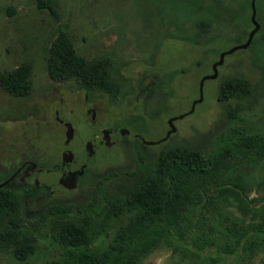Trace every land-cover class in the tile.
<instances>
[{
    "label": "rangeland",
    "instance_id": "1",
    "mask_svg": "<svg viewBox=\"0 0 264 264\" xmlns=\"http://www.w3.org/2000/svg\"><path fill=\"white\" fill-rule=\"evenodd\" d=\"M51 2L57 11L56 18L39 8L37 0H0V72L11 71L27 60L32 65L33 86L26 97L10 95L0 88L1 162L6 164L10 160V164H15L19 159L37 160L43 157L48 166L59 163L67 149L64 143L66 128L56 120L55 112L58 119L73 128L75 137L70 148L76 152L83 148L87 140L95 137L94 134L100 137L102 128L126 124V120L121 119L126 114L127 117L140 114L141 109L146 112L145 119L137 121L151 127L156 125V135L152 139L165 135L169 118L189 111L172 122L176 128L173 139L182 138L176 144H195L208 149L220 141L218 135H230L233 129H240L247 135L264 132V30L257 31L246 48L225 54L222 63L216 66L217 76L205 79L201 91L199 89L200 80L213 72L212 65L218 61L220 53L238 45L252 30V26L246 27L248 21L252 24L247 0L232 1L231 8L235 14L230 13L233 18L224 17L223 20L197 8L192 0ZM255 7L256 20L261 25L264 0H255ZM202 20L212 24L207 33L198 28ZM59 26L67 29L80 56L88 60L108 58L114 73L124 67L127 69L132 61L139 62L129 69L135 75L134 82L121 79L115 98L93 94L91 103L84 105L83 93L70 89L72 80L57 84L46 71L49 44ZM212 38L215 42L209 44ZM153 56L154 67L160 70L143 71L144 65L153 63ZM229 76L246 78L251 84V92L246 98L230 100L227 105L217 100V89L220 81ZM146 86L153 88L150 92L146 91L147 98L140 104L137 97L144 95L142 89ZM236 104L240 105L238 117L231 119L226 109L227 106L236 108ZM88 107L96 109L93 120L91 113L87 112ZM139 126L138 122L132 125ZM133 148L134 144L130 142L122 149L116 146L99 147L90 165L95 176H90L88 189L98 179L104 180L106 171L118 166L135 167ZM252 156L254 152L248 159L237 154L223 171L222 180L240 183L247 188L263 181L264 163L254 165ZM58 176L55 171L42 172L38 179L56 187ZM127 181L124 176L114 177L104 186L116 195L115 189L127 184ZM88 189L62 192L59 196L71 197L79 202L86 199ZM20 197L26 200L24 196ZM43 203L38 197L35 202L29 203L28 208L22 206L17 214L32 233L33 253L20 260L14 255L13 246H5L0 239V264H65L63 249L51 238L54 231L52 220H37L44 209ZM216 208L222 216L208 207L187 213L181 223L168 228L169 234L142 257L140 264L234 263L231 259H215L222 242L217 222L222 218V224L232 220L239 223L240 214L232 199L230 202L219 200ZM101 211L105 212L106 208ZM101 215L103 213L93 216L96 229L102 226L100 223H103L102 229L110 225L111 234L117 221L108 219L102 222ZM71 217L77 219L80 215L71 213ZM3 224L5 222H0V229ZM109 238L100 233L91 245L98 247ZM210 240L215 244L210 245ZM263 257L264 245L257 249L251 264H264L261 262Z\"/></svg>",
    "mask_w": 264,
    "mask_h": 264
},
{
    "label": "trees",
    "instance_id": "2",
    "mask_svg": "<svg viewBox=\"0 0 264 264\" xmlns=\"http://www.w3.org/2000/svg\"><path fill=\"white\" fill-rule=\"evenodd\" d=\"M192 1L199 9L212 14L221 11L228 19L233 18L230 13L235 14L231 8L234 0ZM37 6L57 17L51 0H37ZM246 6L251 13L250 0ZM248 24L247 29L253 27L250 21ZM198 25L203 33L212 27L204 20ZM260 30H264L263 22ZM247 36L239 44L245 42ZM213 40L210 39L209 44L214 43ZM109 64L105 58L88 60L80 56L67 29L59 26L49 44L46 71L54 81L80 80L88 88H97L115 98L120 86L111 75ZM31 71V63L25 60L11 71L0 72V88L16 97L28 96L33 89ZM250 92L251 84L246 78L229 76L220 81L217 100L228 105L230 100L246 98ZM236 106H227V116L231 119L238 117L240 105ZM230 133L216 135L220 141L208 149L195 144L171 143L154 150L134 147L135 167L118 166L106 171L104 180L98 179L83 201L64 196L45 200L37 220H52L54 231L51 238L63 249L65 264H140L142 257L169 234L168 228L181 223L187 213L208 207L222 216L216 202H230L232 199L238 203L240 222L232 220L222 224V218L217 222L222 242L215 259H231L232 264H251L257 249L264 245V202L255 207L254 215L259 216V221L253 228L248 222V202L242 200L230 180H222V173L237 154L248 159L252 154L250 150H256L253 159H264V132L247 135L240 129H233ZM120 176L128 180L127 184L119 185L115 189L116 195H112L106 185L112 178ZM88 187L89 184L81 187V191ZM33 202L34 198L24 200L8 186L0 187V222H5L0 229V239L5 246H13L14 255L20 260L33 253L34 239L17 214L22 206L28 208ZM103 207L105 212L101 211ZM71 213L80 217L69 218ZM99 213H103L102 222L108 219L117 221L111 234L110 225L102 229L103 223H100L102 226L96 229L93 216H99ZM100 233L110 238L105 244L92 246ZM208 243L214 245L215 241ZM261 262L264 263V257Z\"/></svg>",
    "mask_w": 264,
    "mask_h": 264
},
{
    "label": "flooded vegetation",
    "instance_id": "3",
    "mask_svg": "<svg viewBox=\"0 0 264 264\" xmlns=\"http://www.w3.org/2000/svg\"><path fill=\"white\" fill-rule=\"evenodd\" d=\"M213 14L219 17V19L220 18L222 20L224 19V13L221 11H216ZM262 21L264 24V14L262 15ZM260 26L261 25H259L258 31L260 30ZM170 39L168 38V40ZM155 57H156V54H155ZM155 57H154V60L152 61L153 62L152 64L144 65L143 71L154 72V70H156L157 72L158 70H160L154 67ZM105 59L109 61L111 75L114 77V80L119 84V86H120L121 79H128L134 82L135 75H132L131 74L132 71L130 72L129 69L132 68L131 66L133 64H139V62L132 61L129 65L126 66L127 69H125L124 67L118 73H114L112 69L113 65L111 63V60L108 58H105ZM71 80L73 81L72 83L73 85L72 86L70 85V89H72L71 91L72 92L79 91L83 93V104L84 105L91 103L90 99L93 94L109 96L108 93L98 90L97 88H88L80 80H74V79H71ZM69 81L70 80L55 81V82L57 84H63V83H68ZM132 86L134 87L135 84H133ZM84 87H87L88 89ZM151 87L146 86V88L142 89L144 91V95H140L137 97L138 103L142 104L141 100L144 101V99L147 98L146 91H149ZM87 112L91 113L90 118L93 120L95 113H96V109L94 107H90V108L88 107ZM55 113H56V120L59 123L63 124V126L66 128L65 121L58 119L57 118L58 113L57 112ZM188 113L189 111L185 112L184 114H181L182 116L179 115L176 117L181 118ZM145 114L146 112L143 109H141V113L137 115L132 114L129 117H127L128 114H126L125 117L121 119V120H126L127 122L126 124L122 123V124H116L115 126L111 128H102L100 130L101 132L100 137L94 134L95 137H92L89 140H87L84 143L83 148H81V150L77 152L70 148V145L75 137V135L73 134L72 138H70L68 142H64L65 145L67 146V149L65 151H70L72 153V157L67 162H63L62 160V155L65 151L62 153L61 161L59 163H56V164L52 163L49 166L47 163L48 161L46 162V160L43 157L42 158L38 157L37 158L38 161L36 159L23 158V159H19L18 161H16L15 164H10V162L12 161L9 160L8 162H6L7 165L4 162L0 161V171H2V173L0 174V183H4L2 186H8L9 188L17 192L19 195L24 196L26 199L34 198L37 200V198L39 197L44 202L45 200L48 201L53 198H56L57 196H59V193L70 192V191H81V187L85 188L86 185L89 184L88 181H89L90 176H93V177L95 176L93 172L91 171L90 165L93 161L92 160L93 155L96 153L97 149L101 146H116L122 149V147H124L126 143L130 142V144L131 143L134 144V147H137L140 149L146 147L148 150H154L162 145H166L170 143L176 144L177 142H181L180 140L182 138L177 141L173 139L174 134L176 132V128L173 132L167 135V131L170 129L168 121H167V124L169 128L167 129L165 135L160 136V137L157 136L155 139H152L156 135L155 134V131L157 129L155 127L156 125H153L151 127V126L142 124L139 121H137L139 119L140 120L145 119L144 117ZM136 121L140 125L139 128L132 127L134 123H137ZM105 129L108 130V133L106 134V137H107L106 141L108 142V144H106L105 139H103V130ZM87 142H90L89 147L92 149L91 150L92 155H89L87 153V150H86ZM250 152L256 153V150H250ZM252 162L254 165L257 163H264V159H258V160L253 159ZM4 164L5 166H2ZM52 171H55L59 175L57 179L56 187H52L49 184L42 183L38 179V176L40 173L42 172L48 173ZM79 172H81V174ZM73 173H75L74 176L72 175ZM61 177H63V180H62L63 182H67V180H71L75 178V186L71 189H68L67 187L64 186L63 183H60ZM238 184H234L233 186L235 190L238 192V195L242 197V200H245L248 202V205H249L248 212H250L248 221H249L250 226L254 228L259 221V216L254 215L255 207L261 206L262 203L264 202V179L261 182L253 184L252 186H248V188L246 186H242V184L240 183ZM236 209L239 212L237 202H236Z\"/></svg>",
    "mask_w": 264,
    "mask_h": 264
},
{
    "label": "water",
    "instance_id": "4",
    "mask_svg": "<svg viewBox=\"0 0 264 264\" xmlns=\"http://www.w3.org/2000/svg\"><path fill=\"white\" fill-rule=\"evenodd\" d=\"M250 7H251L250 20H251V22L253 24V28L249 32V34L247 36V39L245 40V42L240 43V44H238V45H236V46H234V47H232V48H230V49H228V50L220 53L218 61H216L212 65V71L213 72L211 74H208V75L203 76L202 79L200 80V82H199V89H200V91H201V88H202V85H203V82H204L205 79L215 78L217 76V69H216L217 67L216 66L222 63V59H223L224 55L227 54V53H231V52H233V51H235L237 49L246 48L247 46H249V44H250V42H251L254 34L258 31V29H259V23L256 20L255 0H251ZM195 103H193V104H195ZM176 118L177 117H172V118H170L168 120V124L170 126V129H169L167 135L175 130V127L173 126L172 121L174 119H176ZM65 126H66V132H65L66 140H65V142H68L70 140V138L73 136V128L71 127L70 124H67V123L65 124ZM107 133H108V130L107 129L103 130V139H105V143L106 144H108V142L106 141V138H107L106 137V134ZM89 144H90V142H87V144H86V150H87L88 154L91 155L92 154V151H91L92 149L89 147ZM71 157H72V153L70 151H65L63 153V155H62V160H63V162H67V161H69V159ZM79 173L81 174V172H79ZM72 175L74 176L75 173H73ZM62 180H63V177L60 178V183H63L64 186L67 187L68 189H71V188H73L75 186V178H73L71 180H67V182H63ZM3 184L4 183H0V187Z\"/></svg>",
    "mask_w": 264,
    "mask_h": 264
}]
</instances>
